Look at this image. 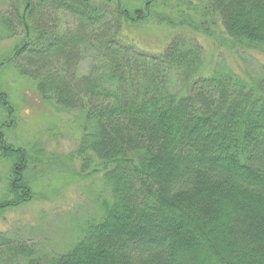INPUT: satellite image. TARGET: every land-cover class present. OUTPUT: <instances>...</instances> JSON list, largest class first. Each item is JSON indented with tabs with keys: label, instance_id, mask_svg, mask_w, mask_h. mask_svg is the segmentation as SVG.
<instances>
[{
	"label": "trees",
	"instance_id": "obj_1",
	"mask_svg": "<svg viewBox=\"0 0 264 264\" xmlns=\"http://www.w3.org/2000/svg\"><path fill=\"white\" fill-rule=\"evenodd\" d=\"M163 1L169 13L157 10ZM163 1L8 0L0 25L10 38L19 28L23 36L0 68L21 64L40 100L80 113L76 175H99L107 196H99L97 222L63 254L35 255L0 234L9 262L264 264V64L250 84L208 73L200 49L180 37L155 50L134 41L144 25L179 22L208 42L264 57V0ZM56 13L77 26L61 33ZM90 57V71L78 76ZM172 74L179 90L169 88ZM10 110L0 91V112ZM5 126L0 215L35 201L30 172L43 159L4 141Z\"/></svg>",
	"mask_w": 264,
	"mask_h": 264
},
{
	"label": "rangeland",
	"instance_id": "obj_2",
	"mask_svg": "<svg viewBox=\"0 0 264 264\" xmlns=\"http://www.w3.org/2000/svg\"><path fill=\"white\" fill-rule=\"evenodd\" d=\"M8 6V0H0V19L8 16ZM157 7L164 14L171 9L165 3ZM56 14V26L61 33L77 26L74 19ZM178 23L170 24V27L167 24L144 25L134 31V41L142 49L155 50L180 37L200 49V60L208 73H230L250 84L259 76L264 57L255 52L230 50L222 44L208 42L200 35L198 37L179 28ZM17 35L10 38L0 25V57L22 38V29H18ZM92 63L91 57L82 61L77 75L88 74ZM25 71L27 68L14 62L0 68V91L6 93L11 104L8 117L0 112V124L5 122L7 125L2 128L1 134L8 144L21 146L33 158L42 156L43 159L37 171L30 172L32 182L34 180L35 201L0 215V234L27 244L35 255L50 258L54 254L65 253L76 244L86 223L97 222L101 216L99 196H107L99 175L94 178L86 177L85 173L84 178L76 175L83 159L75 153L82 123L80 113L40 100L36 84ZM179 82V75H170L169 88L179 90ZM88 160L93 162V159ZM2 167L0 161V196L7 173ZM9 257L1 252L0 264H26L22 257L10 262Z\"/></svg>",
	"mask_w": 264,
	"mask_h": 264
}]
</instances>
